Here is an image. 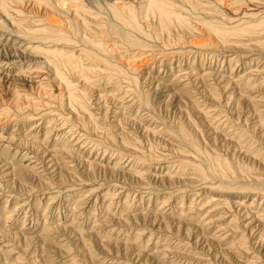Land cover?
<instances>
[{"label": "rangeland", "instance_id": "obj_1", "mask_svg": "<svg viewBox=\"0 0 264 264\" xmlns=\"http://www.w3.org/2000/svg\"><path fill=\"white\" fill-rule=\"evenodd\" d=\"M162 1H0V264H264V0Z\"/></svg>", "mask_w": 264, "mask_h": 264}, {"label": "bare ground", "instance_id": "obj_2", "mask_svg": "<svg viewBox=\"0 0 264 264\" xmlns=\"http://www.w3.org/2000/svg\"><path fill=\"white\" fill-rule=\"evenodd\" d=\"M2 1L1 2V7L3 8V10L5 12L8 11V7H7V3H5V0H0ZM62 1V0H61ZM144 4H145V7L144 8H147V11L148 12H151L152 14H154L157 18H158V23H159V26L162 28V29H168L173 22H176L178 23L179 25H187V22L185 20V18H183L182 16H179V15H176L174 14L172 11H169L167 10L166 8V5L165 3H163L162 0H144ZM166 1V0H165ZM167 2V1H166ZM188 2V1H187ZM170 3V2H169ZM190 3V2H188ZM76 4V3H75ZM78 4V3H77ZM107 4H110V3H107ZM114 4V3H113ZM64 5V4H63ZM73 5V4H72ZM71 6V5H70ZM126 6V4H125ZM124 6V4H114V6H110V14L111 16L113 17V19L116 20V22L118 23H122V25L126 26L127 28H130L132 31H139V24L137 21H135V17L133 18L132 16L129 15L128 12H125L123 10H121L122 8H126ZM175 6V5H174ZM195 6V5H194ZM74 8V7H73ZM143 8V9H144ZM187 9V8H186ZM10 10V9H9ZM81 10V9H79ZM78 10V11H79ZM127 10V9H126ZM130 11V10H129ZM74 12V11H73ZM81 14H84V13H81ZM7 15H9V13H7ZM79 15V14H78ZM77 15V16H78ZM10 16V15H9ZM83 16V15H82ZM94 17V16H93ZM96 17V16H95ZM10 18V17H9ZM83 19V18H82ZM81 19V20H82ZM144 20V19H143ZM89 25V24H88ZM204 25V24H203ZM206 28L208 30H212L216 33V35L218 37H220L222 40H224L226 37H228V35L230 36L231 34H234L235 31H233V33L231 34H228L227 31H222V30H219V29H213V27L209 24H206ZM261 25H264V21L261 22ZM103 27V26H101ZM100 28V27H98ZM205 28V27H204ZM102 29V28H101ZM189 29V28H187ZM249 30V27L247 28ZM96 30H98L96 28ZM228 30V29H227ZM230 30V29H229ZM37 31V29L35 30ZM34 32V30L32 31ZM99 32V31H98ZM29 33L31 34V32L29 31ZM27 34V33H26ZM215 35V36H216ZM97 36V35H96ZM65 37V35L63 36ZM31 38V37H30ZM128 38H129V41L130 43L134 46L136 45L137 43V39L134 40L132 39L129 35H128ZM200 40V39H199ZM198 40V41H199ZM217 40V39H216ZM198 41H195L198 43ZM201 41V40H200ZM213 42V41H212ZM89 43H92L93 47L96 48V50L99 52V53H103L105 54L107 52V47H104L100 41H97L95 39H91V41H89ZM200 43V42H199ZM85 46V45H84ZM37 48V47H36ZM115 48V47H114ZM59 51V50H58ZM57 50H52L49 49V48H46L45 50V54L47 53V56L50 55V63H52V65H54V68L56 70V74L58 75L59 77V74H60V67L62 66V64L60 63L61 59H63L64 57H67V60H68V63L69 65L71 66L72 70L76 71L77 73L81 74V75H84L85 73L84 70H83V67L82 65H80L79 61L75 58H73V56H70V55H67L66 52H58ZM117 58V57H116ZM49 59V58H48ZM47 59V60H48ZM45 61H46V58H45ZM48 62V61H47ZM82 62V61H81ZM49 63V65H50ZM59 63V64H58ZM99 77V76H98ZM80 78V77H79ZM59 79L61 81H63L65 83V87H66V91H67V95H68V101H69V105L70 106H73V104H75L76 106H78V104H80L77 100V97L72 93L74 90H73V86L71 85V83L68 81V80H64L62 77H59ZM75 92V91H74ZM68 104V103H67ZM81 105V104H80ZM83 108V106H82ZM74 111V110H73ZM88 115H90L88 113ZM142 180V179H141Z\"/></svg>", "mask_w": 264, "mask_h": 264}]
</instances>
